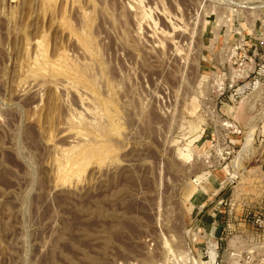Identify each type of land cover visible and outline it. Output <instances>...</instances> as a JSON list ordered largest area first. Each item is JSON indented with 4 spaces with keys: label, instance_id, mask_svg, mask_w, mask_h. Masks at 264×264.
<instances>
[{
    "label": "rangeland",
    "instance_id": "374dc122",
    "mask_svg": "<svg viewBox=\"0 0 264 264\" xmlns=\"http://www.w3.org/2000/svg\"><path fill=\"white\" fill-rule=\"evenodd\" d=\"M258 215L264 0H0V264H249Z\"/></svg>",
    "mask_w": 264,
    "mask_h": 264
},
{
    "label": "crops",
    "instance_id": "0c3cea01",
    "mask_svg": "<svg viewBox=\"0 0 264 264\" xmlns=\"http://www.w3.org/2000/svg\"><path fill=\"white\" fill-rule=\"evenodd\" d=\"M254 110L255 104H251L249 97L246 96L242 97L239 101L233 102V104L222 106V114L243 129H249L255 126L254 122L257 113H255ZM222 176H217L218 180H220ZM226 177L227 176L224 175L223 180Z\"/></svg>",
    "mask_w": 264,
    "mask_h": 264
},
{
    "label": "built area",
    "instance_id": "2783aa9c",
    "mask_svg": "<svg viewBox=\"0 0 264 264\" xmlns=\"http://www.w3.org/2000/svg\"><path fill=\"white\" fill-rule=\"evenodd\" d=\"M235 90H234V93L232 94V98L235 100ZM223 125L229 128H233V132H235V134H239L241 132V129L236 125V124H233V123H230L229 121H225L223 122ZM223 158V157H221ZM254 225L257 226V229H261L262 230V235H263V244H262V252L261 254L258 256V258L256 257H253V255H249L248 256V263L251 264V261H254V264H264V217L261 216V215H258L256 217H254Z\"/></svg>",
    "mask_w": 264,
    "mask_h": 264
},
{
    "label": "bare ground",
    "instance_id": "6f19581e",
    "mask_svg": "<svg viewBox=\"0 0 264 264\" xmlns=\"http://www.w3.org/2000/svg\"><path fill=\"white\" fill-rule=\"evenodd\" d=\"M251 134H248V136L246 137V139L244 140V143H243V146L240 150V158H241V154L243 152H248V150L250 149V147L252 146V139H253V134L255 132V127L253 126V128L251 129ZM245 154V153H243ZM240 158H238V161L240 160ZM238 172L235 171V174H232L230 177L233 179V178H237L238 177Z\"/></svg>",
    "mask_w": 264,
    "mask_h": 264
}]
</instances>
